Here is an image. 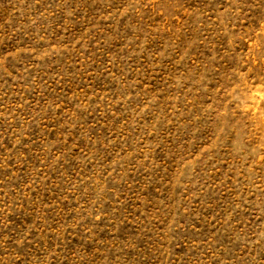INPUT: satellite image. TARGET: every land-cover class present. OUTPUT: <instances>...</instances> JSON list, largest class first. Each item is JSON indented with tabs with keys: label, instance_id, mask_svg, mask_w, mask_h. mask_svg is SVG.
<instances>
[{
	"label": "rangeland",
	"instance_id": "1",
	"mask_svg": "<svg viewBox=\"0 0 264 264\" xmlns=\"http://www.w3.org/2000/svg\"><path fill=\"white\" fill-rule=\"evenodd\" d=\"M0 264H264V0H0Z\"/></svg>",
	"mask_w": 264,
	"mask_h": 264
}]
</instances>
